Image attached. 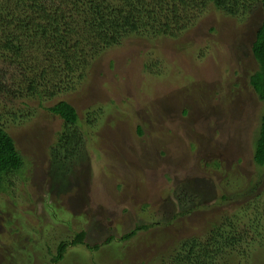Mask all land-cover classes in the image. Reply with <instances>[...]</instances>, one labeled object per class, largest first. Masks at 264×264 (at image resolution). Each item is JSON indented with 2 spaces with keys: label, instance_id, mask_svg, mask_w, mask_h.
<instances>
[{
  "label": "rangeland",
  "instance_id": "rangeland-1",
  "mask_svg": "<svg viewBox=\"0 0 264 264\" xmlns=\"http://www.w3.org/2000/svg\"><path fill=\"white\" fill-rule=\"evenodd\" d=\"M263 19L261 8L244 21L210 10L180 40L135 37L95 58L84 84L57 99L79 114L85 143L74 163L53 160L63 121L31 103L30 119L8 125L25 163L0 194V264H55L59 244L83 231L100 249L70 247L58 264H148L245 205L220 197L257 182L264 213L253 160L264 105L249 82ZM190 193L213 205L174 218ZM145 224L154 227L116 242ZM251 253L220 264H264L263 246Z\"/></svg>",
  "mask_w": 264,
  "mask_h": 264
},
{
  "label": "trees",
  "instance_id": "trees-1",
  "mask_svg": "<svg viewBox=\"0 0 264 264\" xmlns=\"http://www.w3.org/2000/svg\"><path fill=\"white\" fill-rule=\"evenodd\" d=\"M258 8L264 16V0H0V194L25 163L8 125H22L30 119L36 111L31 103L38 102L63 121L52 150L53 160L56 164L74 163L77 157L82 159L85 143L79 114L72 104L57 99L76 92L84 84L90 62L135 37L180 40L210 10L244 21ZM252 53L258 70L249 82L264 105V19ZM143 133L139 126L138 134ZM253 160L264 171V109ZM259 183L249 192L221 196L224 204L247 201L245 205L237 202L239 206L233 211L221 212L209 223L206 233L173 243L148 264L249 262L254 255L251 251L256 246L264 247L262 195L255 194ZM209 199L201 201L190 193L182 200L183 204L188 203L184 205L187 208L179 209L174 218L188 216L199 208H211L213 201L209 203ZM151 227L154 226L139 225L121 240L111 236L105 244L128 242ZM85 238L83 231L71 241L61 242L54 263L61 262L70 247L88 245ZM88 247L100 249L99 244ZM230 254L231 259L224 260Z\"/></svg>",
  "mask_w": 264,
  "mask_h": 264
}]
</instances>
